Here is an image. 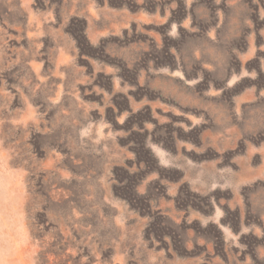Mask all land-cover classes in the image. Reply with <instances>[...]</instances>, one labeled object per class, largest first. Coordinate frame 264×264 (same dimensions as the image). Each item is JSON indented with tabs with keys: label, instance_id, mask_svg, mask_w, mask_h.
Instances as JSON below:
<instances>
[{
	"label": "rangeland",
	"instance_id": "obj_1",
	"mask_svg": "<svg viewBox=\"0 0 264 264\" xmlns=\"http://www.w3.org/2000/svg\"><path fill=\"white\" fill-rule=\"evenodd\" d=\"M0 264H264V0H0Z\"/></svg>",
	"mask_w": 264,
	"mask_h": 264
}]
</instances>
